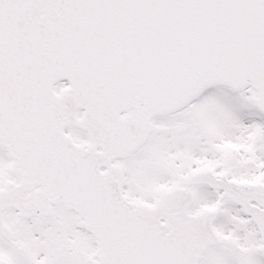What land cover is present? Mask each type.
<instances>
[{
    "label": "snow or ice",
    "instance_id": "6c2138e0",
    "mask_svg": "<svg viewBox=\"0 0 264 264\" xmlns=\"http://www.w3.org/2000/svg\"><path fill=\"white\" fill-rule=\"evenodd\" d=\"M0 264H264V0H0Z\"/></svg>",
    "mask_w": 264,
    "mask_h": 264
}]
</instances>
